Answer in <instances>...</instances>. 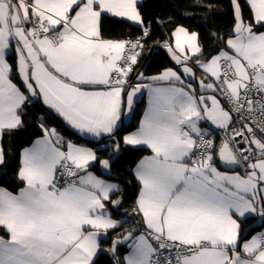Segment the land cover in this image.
I'll list each match as a JSON object with an SVG mask.
<instances>
[{"label": "snow or ice", "instance_id": "snow-or-ice-1", "mask_svg": "<svg viewBox=\"0 0 264 264\" xmlns=\"http://www.w3.org/2000/svg\"><path fill=\"white\" fill-rule=\"evenodd\" d=\"M230 3L233 28L219 37L215 55L205 57L199 34L183 25L171 32L174 46L162 45L184 77L195 80L194 67L201 70L197 91L173 68L131 81L150 35L138 0H0V164L4 134L23 127L30 96L77 132L115 140L119 152L122 116L146 89L143 118L123 144L151 152L134 170L132 212L144 231L116 233L101 249L126 222L106 204L118 210L119 185L89 170L96 161L110 169V159L70 141L63 150V138L42 125L43 137L20 153L19 194L0 189V226L8 234L0 236V264H96L101 251L112 264H264V233L241 236L249 214L264 219V0H246L248 20L240 0ZM106 17L143 34L104 39ZM13 49L15 66L7 59ZM201 122L221 130L219 146ZM129 240L128 254L117 256Z\"/></svg>", "mask_w": 264, "mask_h": 264}, {"label": "trees", "instance_id": "trees-1", "mask_svg": "<svg viewBox=\"0 0 264 264\" xmlns=\"http://www.w3.org/2000/svg\"><path fill=\"white\" fill-rule=\"evenodd\" d=\"M244 6L243 14L245 20L250 18V10L245 0H240ZM145 25L150 29V35L146 39V47L143 56L139 59L131 75L140 74L155 76L165 68H177L166 49L162 46L166 41L172 42L171 32L175 26L183 25L189 31L199 34L203 46L204 56L214 55L219 51V37L226 40L231 33L234 19L230 0H143L139 5ZM263 30V29H260ZM213 33L216 36H213ZM143 34L139 26H134L125 21L106 17L103 21L102 35L104 39L124 40L136 38ZM14 53L10 54L8 61L15 66ZM14 83L22 86L17 74H13ZM26 92V91H25ZM144 101L136 103L132 118L129 123L117 129L116 140L120 141V151L115 154L112 146L115 140L108 136L97 142L86 140L82 135L70 129L62 119L48 110L40 99L29 97L23 107L22 119L24 125L21 128L6 132L3 137L5 162L0 165V188H5L16 193L23 187V182L18 179L20 167V153L23 149L30 147L35 140L43 137V127L55 129L56 132L68 141L93 149L99 159H110V174L104 175L99 171V162L96 161L89 170L103 179L112 181L119 185L120 191L114 198H121L118 210L106 202L108 209L114 219L126 221L122 226L111 230L106 239L102 240L101 249L110 248L112 239L116 233H125L136 227L135 234L144 231L142 225H138L139 217L135 216L132 208L139 193V184L133 169L139 160L149 153L146 147H132L123 144V136L136 130L139 126ZM218 146V140L215 143ZM254 221L247 223L241 221V236L247 239L256 231H260L264 224L254 225ZM249 229V230H248ZM0 235L7 237V233L0 227ZM241 240V242L243 241ZM128 253L127 243L117 246V256L123 258ZM113 257L107 252L101 251L96 259V264H112Z\"/></svg>", "mask_w": 264, "mask_h": 264}, {"label": "crops", "instance_id": "crops-1", "mask_svg": "<svg viewBox=\"0 0 264 264\" xmlns=\"http://www.w3.org/2000/svg\"><path fill=\"white\" fill-rule=\"evenodd\" d=\"M143 0H138V5L142 2ZM246 1V0H245ZM111 18H113V17H111ZM115 19H119V20H121L120 18H115ZM122 21H125V22H127V23H129V24H132V25H134V26H137V25H135V24H133L132 22H130V21H126V20H122ZM261 31H264V29L263 30H261ZM172 44H173V46H174V39L172 38V42H171ZM12 53H14L15 54V52H14V49L13 50H10L9 51V53H8V55H7V59H8V57H9V55L10 54H12ZM215 55V54H214ZM14 59H16V57H15V55H14ZM172 60V59H171ZM172 62L175 64V62L172 60ZM176 65V64H175ZM178 67L177 68H173V69H176L178 72H179V69H180V67H179V65H177ZM194 71L196 72V76H197V79H195V80H191V78H188V77H184L183 76V73L182 72H179V74L182 76V78H184L186 81H187V79H190V83H192V85L197 89V91H199V78L201 77V75H202V73H201V70L200 69H198V68H195L194 67ZM132 74V73H131ZM130 74V79H131V81L133 82V83H137V82H139V81H137V76H138V74H136V75H131ZM19 78V77H18ZM21 81V80H20ZM14 82V81H13ZM21 83H22V81H21ZM143 83H149V81H147V80H145V81H143ZM22 86H23V84H22ZM25 91H26V89H25ZM39 99V98H38ZM144 101V108H143V111H142V116H141V119L143 118V114H144V111H145V109L147 108V106H148V92H147V90L146 89H144V90H142L140 93H138L137 94V96H136V98H135V102H134V105H133V109H132V111L130 112V113H127L125 116H122V121H123V123L118 127V129L122 126V125H124L127 121H130L131 120V118H132V114H133V110H134V107H135V105H136V103L137 102H139V101ZM40 102L43 104V101L40 99ZM44 105V104H43ZM45 106V105H44ZM46 108H47V106H45ZM48 110H50L51 112H53L54 114H56L53 110H51V109H49V108H47ZM61 118V117H60ZM62 119V118H61ZM140 119V120H141ZM63 121V120H62ZM64 122V121H63ZM65 123V122H64ZM66 124V123H65ZM67 125V124H66ZM70 129H72L69 125H67ZM139 127V126H138ZM201 127L202 128H206V129H208V131H209V136L210 135H212L213 136V139H214V142L216 143V141L218 140V143L220 144L221 143V138L220 137H217L215 134H214V131H217V132H221L220 130H218V129H215V128H213L210 124H208V123H206V122H202L201 123ZM73 131H75L76 133H78V134H80V135H82L86 140H88V141H92V142H97V141H100L101 139H103V138H105V137H107V136H103V137H101V138H94V137H91V136H89V135H87V134H81V133H79V132H77L76 130H74V129H72ZM137 130V129H136ZM136 130H134L133 132H135ZM132 133V132H131ZM58 134V133H57ZM59 135V134H58ZM127 135V134H126ZM214 135L216 136V137H214ZM60 137H62L61 135H59ZM63 138V137H62ZM39 139H41V138H39ZM38 140V139H37ZM37 140H35L34 141V143L37 141ZM63 142H64V145H63V150H66V146H67V143L69 142L67 139H65V138H63ZM34 143L30 146V147H28V148H31L33 145H34ZM219 144H218V146H219ZM78 146H80V145H78ZM129 146H131V145H129ZM84 147V146H83ZM137 147V146H136ZM87 148H89V147H87ZM91 149V148H90ZM93 150V149H92ZM149 150V149H148ZM148 155H151V152H150V150H149V153L148 154H146L145 156H148ZM144 156V157H145ZM144 157H142L140 160H139V162L144 158ZM138 162V163H139ZM95 162H93L92 164H91V166L94 164ZM137 163V164H138ZM217 164L219 165V161L217 160ZM1 165V164H0ZM137 166V165H136ZM136 166L134 167V169H133V174H134V176H135V172H134V170H135V168H136ZM98 167H99V171L101 172V173H103L104 175H109L110 174V169H104V170H102V168H101V166H100V164L98 165ZM219 167H220V170L221 171H229V172H231V170H229V169H226L223 165H219ZM235 171H237V172H243V169H239V168H237V169H235ZM94 175H96L99 179H102V180H105V181H107V182H109V183H114V182H112V181H109V180H106V179H103L102 177H100V176H98L96 173H94V172H92ZM116 184V183H115ZM24 186V185H23ZM0 189H3V190H5V191H7V192H10V191H8L7 189H5V188H0ZM19 192H20V189L16 192V193H12V192H10V193H12L13 195H18L19 194ZM118 194V193H117ZM116 194V195H117ZM116 195H114L113 196V199H116V198H114ZM243 221H245V222H247V223H250V222H252V221H254V225H260V224H264V219H262L258 214H249V216H248V218L247 219H245V220H243ZM5 232H6V229H4L3 228V226H0ZM249 230V229H248ZM111 231V230H110ZM143 232V231H142ZM7 233V232H6ZM141 232H139V233H137V234H135V235H139ZM258 233H264V226H263V228L260 230V231H256L255 233H253L251 236H249L247 239H251V237L252 236H254V235H257ZM1 236V235H0ZM3 237V236H2ZM5 239H7L8 238V234H7V237H4ZM126 243H127V248H128V252L130 251V249H129V247H128V245L130 244V243H132V241L131 240H129V241H126ZM241 243H243V241L241 242ZM128 254V253H127ZM126 254V255H127Z\"/></svg>", "mask_w": 264, "mask_h": 264}, {"label": "built area", "instance_id": "built-area-1", "mask_svg": "<svg viewBox=\"0 0 264 264\" xmlns=\"http://www.w3.org/2000/svg\"><path fill=\"white\" fill-rule=\"evenodd\" d=\"M140 36H142V35H140ZM140 36H138V37H140ZM136 38H137V37H136ZM136 38H126V39H124V40H135ZM146 39H147V38H146ZM142 56H143V55H142ZM214 134H215L217 137H220L221 139L223 138V133H222V132L214 131ZM215 135H214V137H216ZM209 138H212V139H213V136L210 135ZM237 139H239V138H237ZM61 179H63V178H61Z\"/></svg>", "mask_w": 264, "mask_h": 264}, {"label": "rangeland", "instance_id": "rangeland-1", "mask_svg": "<svg viewBox=\"0 0 264 264\" xmlns=\"http://www.w3.org/2000/svg\"><path fill=\"white\" fill-rule=\"evenodd\" d=\"M167 51V50H166ZM167 54L169 55V53L167 52ZM169 57H170V55H169ZM171 59V58H170ZM180 67V66H179ZM192 80V79H191ZM187 82H190V79H187ZM194 87V86H193ZM127 123H129V121H127L125 124H127ZM202 123V122H201ZM221 131V130H220ZM132 147H136V146H132ZM137 147H139V146H137ZM116 153H118V152H116L115 151V154ZM102 170H104V169H102ZM107 170V169H106Z\"/></svg>", "mask_w": 264, "mask_h": 264}]
</instances>
